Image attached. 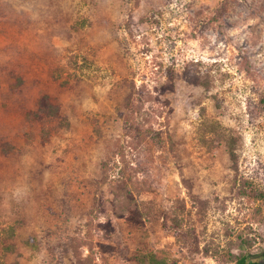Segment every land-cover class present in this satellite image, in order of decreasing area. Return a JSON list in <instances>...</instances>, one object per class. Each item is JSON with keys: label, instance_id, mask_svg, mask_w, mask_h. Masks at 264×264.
<instances>
[{"label": "rangeland", "instance_id": "1", "mask_svg": "<svg viewBox=\"0 0 264 264\" xmlns=\"http://www.w3.org/2000/svg\"><path fill=\"white\" fill-rule=\"evenodd\" d=\"M242 260L264 264V0H0V264Z\"/></svg>", "mask_w": 264, "mask_h": 264}, {"label": "trees", "instance_id": "2", "mask_svg": "<svg viewBox=\"0 0 264 264\" xmlns=\"http://www.w3.org/2000/svg\"><path fill=\"white\" fill-rule=\"evenodd\" d=\"M39 108L43 107L44 109H50L52 106L47 102V101H40L39 102ZM40 112V109H39ZM55 113V112H54ZM50 116H52L51 114H48ZM231 156L233 155V152H230ZM240 264H246V260H242V262H240Z\"/></svg>", "mask_w": 264, "mask_h": 264}]
</instances>
